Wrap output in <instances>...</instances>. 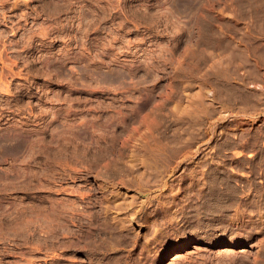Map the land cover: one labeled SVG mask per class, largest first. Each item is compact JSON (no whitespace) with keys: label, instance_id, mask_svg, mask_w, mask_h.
Masks as SVG:
<instances>
[{"label":"rangeland","instance_id":"374dc122","mask_svg":"<svg viewBox=\"0 0 264 264\" xmlns=\"http://www.w3.org/2000/svg\"><path fill=\"white\" fill-rule=\"evenodd\" d=\"M0 264H264V0H0Z\"/></svg>","mask_w":264,"mask_h":264},{"label":"bare ground","instance_id":"6f19581e","mask_svg":"<svg viewBox=\"0 0 264 264\" xmlns=\"http://www.w3.org/2000/svg\"><path fill=\"white\" fill-rule=\"evenodd\" d=\"M231 244V243H230ZM230 244H229V246H230Z\"/></svg>","mask_w":264,"mask_h":264}]
</instances>
